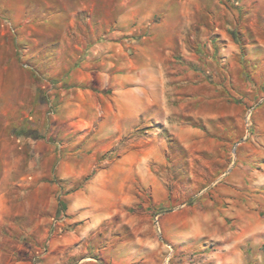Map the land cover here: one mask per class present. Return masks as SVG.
Returning a JSON list of instances; mask_svg holds the SVG:
<instances>
[{
    "label": "rangeland",
    "instance_id": "obj_1",
    "mask_svg": "<svg viewBox=\"0 0 264 264\" xmlns=\"http://www.w3.org/2000/svg\"><path fill=\"white\" fill-rule=\"evenodd\" d=\"M136 3L0 0V81L31 82L29 94L22 89L10 104L0 98L4 112L22 101L18 114L0 111V264H207L239 238L241 252L255 256V228L224 217L199 229L190 218L209 208L203 202L221 173L260 167L264 0L226 4L231 22L242 23L226 30L237 47L231 62L223 61L214 30L200 33L187 44L193 56L174 53L159 105L135 120L121 116L116 127L101 108L117 110V93L142 92L157 53L147 26L111 35L127 30L117 16ZM106 41L124 45L118 72L127 75L133 62L135 81L105 80L115 70H105L97 52ZM192 70L197 101L174 91L191 85ZM145 86L151 98L152 85ZM182 213L184 225L176 217ZM181 235L192 239L183 243ZM260 238L253 264H264V231Z\"/></svg>",
    "mask_w": 264,
    "mask_h": 264
},
{
    "label": "crops",
    "instance_id": "obj_2",
    "mask_svg": "<svg viewBox=\"0 0 264 264\" xmlns=\"http://www.w3.org/2000/svg\"><path fill=\"white\" fill-rule=\"evenodd\" d=\"M133 0H119V2H127ZM231 0H134L138 2L121 15L117 16L119 26L122 25L127 30L115 29L111 31L113 37H119L123 34L140 33L144 26H147V33L149 34V45H155V52L157 51L155 58L145 67V76L143 79L144 83H151V91L154 92L152 97L149 98L147 94L146 84L141 87V95L136 94L133 91L124 92L122 94L117 93L114 95V99L118 107L117 110L108 112L106 109H102V113L111 115V121L116 127L119 126L121 116L129 120H135L137 115L141 112L148 110L154 106L159 105V97L157 93H161L164 90V84L170 82L164 77V75L173 76L174 70L172 66H176L173 61V55L175 52H182L183 55L190 57L193 56L194 52L189 50L187 44L189 40L192 43L200 41L199 34L214 30L212 33L217 35V39L223 42L221 47V56L223 61L231 62L230 55L234 51H237L236 45L227 36L226 30H233L236 28L242 30V23L240 20L232 21V10L227 7L228 2ZM226 5V6H225ZM201 17L207 21L206 25H200L198 22ZM231 18V19H230ZM236 22V23H235ZM136 23L137 26L131 27ZM233 24V25H232ZM233 26V27H232ZM124 45L118 42H102L97 44V52L101 53V64L106 68L115 67V70L109 71L106 74L107 82H122L132 83L135 81V76L132 74L131 67H135L133 62H127L129 68L127 75L121 76L119 74L120 65V54L123 53ZM154 51V50H153ZM159 51V52H158ZM190 55V56H188ZM234 55V54H233ZM196 61V60H195ZM6 69V68H5ZM193 70L189 73L191 77L189 82L191 85L188 88L181 87V89L174 88V91L178 93V98H186L187 100H199V96H194L198 91V83L194 82ZM187 77V76H184ZM176 80L175 78H172ZM170 79V80H172ZM186 79V78H183ZM173 81V80H172ZM27 88V89H26ZM28 91L31 89V82L29 79L21 80L15 75L7 76L6 79L0 81V98L10 104L13 97L17 96V92L21 90ZM185 92V93H184ZM185 95H183V94ZM191 93V95L187 94ZM193 94V95H192ZM194 96V97H193ZM16 99V98H15ZM16 100V103L9 105L10 108L4 112V109L0 106V111L5 114L15 115L18 114V109L22 105V101ZM20 101V104H19ZM221 113V112H220ZM219 112L215 115H221ZM260 131L264 133V123L261 124ZM260 148L263 149L264 153V134L262 137ZM264 155L257 160L255 171L243 169L244 165L240 164L239 167L230 168L227 171L221 173L218 177L217 186L211 189V201L203 202L209 208L195 210L193 209L192 218H190L195 227L201 228L207 224V220L211 218V227L215 225L217 220L223 221V218L235 219L239 221L240 227H245L247 230H252L260 233L264 231V220L258 213L261 209L259 206H264ZM253 164V163H252ZM252 164H249V166ZM248 165V164H247ZM261 168V169H260ZM187 213V211H186ZM187 216V215H186ZM177 219L182 217V224L184 225L183 218L184 213L176 216ZM246 231V230H245ZM260 231V232H259ZM253 232V231H251ZM195 233V232H194ZM200 233V231H199ZM254 234V235H256ZM197 234L193 235L196 237ZM249 235V239L254 242L255 256L244 255L241 252V246L243 239L239 238L238 241L233 240V244L229 242V245H225L226 252L210 254L207 264H253L251 261H258L260 255L257 252V244L263 241L258 237ZM257 236V235H256ZM179 239V238H178ZM192 238L181 235V242H188ZM262 243V242H261ZM203 249V247H201ZM255 257V258H254ZM254 258V259H253Z\"/></svg>",
    "mask_w": 264,
    "mask_h": 264
}]
</instances>
